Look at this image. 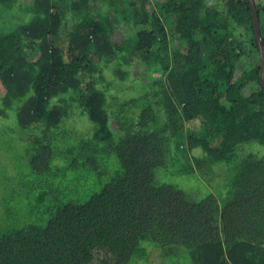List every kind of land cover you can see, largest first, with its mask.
<instances>
[{"label": "trees", "instance_id": "obj_1", "mask_svg": "<svg viewBox=\"0 0 264 264\" xmlns=\"http://www.w3.org/2000/svg\"><path fill=\"white\" fill-rule=\"evenodd\" d=\"M0 18V264H264L250 0H0Z\"/></svg>", "mask_w": 264, "mask_h": 264}, {"label": "rangeland", "instance_id": "obj_2", "mask_svg": "<svg viewBox=\"0 0 264 264\" xmlns=\"http://www.w3.org/2000/svg\"><path fill=\"white\" fill-rule=\"evenodd\" d=\"M7 17L9 18V16H7ZM10 23L11 22L5 20V18H0V26H2V27L9 26L10 27L11 26ZM0 29L2 30V28H0ZM4 92H5V88L0 82V95L3 94ZM6 158H7V156H2V160H0V161L1 162L5 161L7 163H11L12 165H14L15 160H3ZM16 161L20 162V160H16ZM227 167H228V164L225 162H219V163L214 164L212 166V169H211V175L216 176V177L206 180V184L208 185V188H210L218 196V198H220V200L222 199V203H223V198H224V194H225V190H226L225 186L227 183V175H228ZM3 176H5V168L0 165V179H3ZM5 187H9V184L5 183L4 185H0V194H2V195H0V197H2V199H3L2 213H4L5 215L7 214L8 217L11 218V216L14 213L13 206L15 205V203L12 199H11V201H9V198L12 196L11 189L10 188L7 189V191L4 193ZM11 187H13V186H11ZM168 261H169L168 257H166L165 262L168 263ZM145 264H158V261L156 263L152 260V261L146 262Z\"/></svg>", "mask_w": 264, "mask_h": 264}, {"label": "water", "instance_id": "obj_3", "mask_svg": "<svg viewBox=\"0 0 264 264\" xmlns=\"http://www.w3.org/2000/svg\"><path fill=\"white\" fill-rule=\"evenodd\" d=\"M252 8H253V14H254V20H255V28H256V34L259 40L260 48H261V54H262V73H261V82L264 84V43L261 36L260 31V18L258 14V10L255 6L254 0H250Z\"/></svg>", "mask_w": 264, "mask_h": 264}]
</instances>
